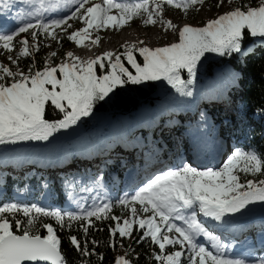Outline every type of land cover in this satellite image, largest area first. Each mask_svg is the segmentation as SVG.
Segmentation results:
<instances>
[{"label": "snow or ice", "instance_id": "obj_1", "mask_svg": "<svg viewBox=\"0 0 264 264\" xmlns=\"http://www.w3.org/2000/svg\"><path fill=\"white\" fill-rule=\"evenodd\" d=\"M77 7L71 15L44 21L40 14L60 3L40 7L33 13L35 23L25 22L11 31L0 30V50L8 53L10 64L0 61V145L18 141H49L56 133L77 125L90 117L96 104L126 84L139 85L147 81H166L182 95L191 96L197 68L207 53L231 56L243 51L246 33L250 37L264 38V0L232 7L203 26L185 23L178 26L164 16V7L175 8L188 14L200 8L205 0H75ZM237 3V0H218L216 7ZM116 10L115 14L113 10ZM142 18L144 26L161 25L165 32L178 33V40L158 47H150L143 40L121 45L120 51L108 50L87 59L67 51L59 63L45 60L42 68L35 61L22 69V58L39 51V35L59 41L57 29L69 41L84 46L85 41L99 44L101 37L92 38L90 30L113 28L120 30L132 20ZM70 20L83 22L84 27L68 32ZM21 33H30L19 39ZM47 46V45H46ZM57 56L51 52L50 57ZM139 57V59H138ZM12 65L16 67L13 68ZM99 69V74H98ZM132 69V70H130ZM134 70V71H133ZM187 72L188 79L182 78ZM46 111L62 114V118H46ZM254 177L249 179L248 177ZM243 177V179H242ZM264 154L235 149L218 168L200 169L190 164L156 174L131 194L118 200L128 214H112L113 203L107 201L80 211H62L36 203H0V264H68L62 251L57 227L41 221V217L55 220L60 230L71 229L79 223L84 239L69 235L70 244L82 257L81 264H90L87 257L98 255L89 249L86 239L90 228L99 220H112L109 225V246L113 249L121 241L136 244L150 240L157 246L154 253L159 264H264V257L248 259L226 254L227 246L212 234L198 219V214L215 221L225 217L243 215L250 206L264 205ZM22 214L23 219L16 218ZM39 224L46 235H41ZM20 229V234L14 231ZM134 232L140 234L134 236ZM212 241L210 250L197 237ZM92 245L99 241L91 240ZM170 246L175 251L169 250ZM132 251L131 244L128 245ZM115 264H133L128 254L115 258Z\"/></svg>", "mask_w": 264, "mask_h": 264}, {"label": "trees", "instance_id": "obj_2", "mask_svg": "<svg viewBox=\"0 0 264 264\" xmlns=\"http://www.w3.org/2000/svg\"><path fill=\"white\" fill-rule=\"evenodd\" d=\"M211 1L212 0H205V2ZM240 2L241 0H237L238 6ZM243 2L256 4L258 3V0H243ZM57 31L60 35V41L62 42L63 46H69L71 42L68 39H65V33H61L59 29H57ZM27 36H30V33H27ZM38 39L41 42H46V40H48V38H46L43 33L39 35ZM41 53L42 52H36L31 57L22 58L19 62V66L26 70L27 67L32 64L33 61H35L36 67L42 68L45 62H43L44 60L42 59ZM208 62L209 64H207L206 70L200 76L197 86H189V89H191L193 94L191 96L185 95L184 98L187 99L199 93L201 96H203V107L206 108L204 109L210 123L214 124L215 122L220 124L222 132H231L233 129L239 127L243 128V134L250 137V147L255 149L258 154H264V38L250 37L246 33V39L244 41L242 53L233 54L231 56H221L218 60ZM186 74V71L182 72L184 79H188ZM214 76L220 79L222 87L227 88L228 104H219L215 106L214 103L216 98H218L217 84H205L208 79ZM157 82L158 81H147L139 85H133L129 83L119 87L114 91L113 94H110L111 96L115 97V100L111 103V106L105 105L104 102L106 99L104 101H100L96 104L93 114H97L105 108H108L110 112L115 113V111L120 110V105L123 106L121 110H125V112L133 109L131 113H126V115H134L135 110H138L142 106L148 107L152 112L161 110L163 106H170L169 108L172 113L167 117L160 118L161 122L167 121L168 124H170L169 126L171 128L168 132H165L162 135H157L156 133L152 132L151 136H149V134L144 132L142 128H139L141 130L140 132L143 133L137 134L135 136L136 142H131L132 145H138L139 143L144 144L145 146H147L148 143H152L157 148L161 149L162 151H166V153L170 155V151H179L178 148L183 145L184 141L182 132L180 130L183 123V118L181 111L175 109L172 107V105L158 104L159 101L150 102L147 99L144 100L151 92H153ZM198 89L200 92H198ZM136 101H138L137 104L130 105ZM141 101H144V103L140 105ZM163 101H165L163 103L171 101L173 102L171 97H167ZM161 105L163 106L161 107ZM172 115L173 118H170ZM118 116L113 119H118ZM53 117L62 118V114L46 111V118ZM84 121L85 124L91 123V120L88 117H85ZM236 133L237 130L233 133L226 134L233 137V135ZM90 134L91 133L88 132L86 135L89 149L94 147L96 144V140L92 139ZM120 138L121 137H116V141L120 140ZM37 142H53V144L50 145V149H48L47 153H58L60 148H63V150L67 152L63 145L64 143H61L59 140L58 133L54 135V138H50L49 141ZM117 147L119 146L112 145V147H110L111 153H115L117 151ZM30 152H32L31 148L25 147L20 156H11L14 161L9 163L6 162V164L0 163V177H4V180L0 182V185L6 189V199H11L13 192L17 188L20 189V187L23 186L32 187L36 192L35 197L32 198L30 196L31 193L25 192V195L23 198L19 199V201H23L24 204H31L36 198H38L39 204L48 203L51 201L44 207L50 209L57 208L62 211H67L63 202V198H65L67 194L71 197H74L76 195L75 191L88 189L91 186L105 189L113 185L118 189L123 177L122 172L125 170L123 165L124 160L122 159H114L112 165L116 169L107 170L106 172H102L100 175L95 173V170L98 168L96 164L90 160L92 155L87 157L86 155H81L74 157L76 160L73 161L71 158L65 160L62 164L59 163L58 165H49L46 160L40 157L39 150H37L34 155H31V157L29 156ZM179 153L180 152H178V154ZM82 158H84L83 160L85 161H82ZM172 158L173 157H171V159ZM8 159L10 160V158H7V160ZM44 167L50 168L51 172L48 173L49 171H46ZM29 170L34 171L36 175L44 172L45 177L47 178H43L42 180L36 178H24V176L36 177V175L31 173ZM117 171L120 176L117 174ZM1 173L7 174L3 175ZM113 178H115V183L113 182ZM248 178L252 179L254 177L249 176ZM255 178L259 179L264 177ZM31 182H33L35 186L31 185ZM118 200L119 198H114L111 200L114 205L112 214L118 216L127 215V209H122L118 204ZM16 218L23 219V216L22 214H18ZM41 221L45 223H51L54 227H57V234L61 238L62 251L66 256L68 264H81L82 257L68 240L69 235H75L78 239L85 238L79 223H74V226L71 229L65 228L60 230L56 225L55 220L50 217H41ZM95 225L96 226L94 228L89 229L88 236L86 237V239L89 241L88 247L90 250L94 247L96 253H102L104 255V259L101 261L98 255H92L87 257V259L89 260L90 264H115V258L120 250V246L119 243L115 249L109 246L110 235L108 230L109 225H114V222L110 219L99 220L95 222ZM37 227L39 228L41 235H46V230L40 227L39 224ZM14 231H16L17 234H20V229L14 228ZM135 233L137 237L140 234L139 232ZM93 239L99 241V244L92 245L91 240ZM122 243L129 251V244L127 242ZM131 246L133 250L129 251V253L132 254V261L135 260V264H159V262L155 261L154 259V253L157 252L158 249L151 243L150 240L140 244H136L134 241Z\"/></svg>", "mask_w": 264, "mask_h": 264}, {"label": "rangeland", "instance_id": "obj_3", "mask_svg": "<svg viewBox=\"0 0 264 264\" xmlns=\"http://www.w3.org/2000/svg\"><path fill=\"white\" fill-rule=\"evenodd\" d=\"M11 1V0H4ZM27 3L29 0H24ZM218 0H212L211 2H205L203 6H196L199 7L200 10L196 11V8L190 9L188 11V14L185 15L183 12H181L178 9L169 7L168 5H165L164 7V16L166 19H171L174 23H176L178 26H182L185 23H191L196 26H203L204 23L208 19L215 18L219 14H223L224 12L230 10L232 7L238 6V3L229 5L228 3L223 4L220 7H216ZM116 10H113V13L115 14ZM63 18V17H62ZM132 22V21H131ZM129 23L124 28L120 30H116L113 28H109L107 30H100L98 33L96 32L94 37L96 35H99L101 37V40L99 41V44L92 43V40H86L84 46H77L74 42L70 41L71 44L67 47H64L62 42L59 40H53L51 38H48L46 42H41L38 39V42L40 44L39 51L33 50V54L36 52H42L41 56L42 59L45 62L46 59H49L52 64L59 63V61L64 58L65 53L67 51H72L75 55L81 56L84 59H87L89 57H95L96 55L101 54L104 51L108 50H114V51H120L121 45L125 43H132V42H138L140 40H143L148 46L150 47H158L163 46L165 44L174 42L178 40V33H172L171 31L165 32L163 29V26L161 25H155V26H144L142 23V18ZM70 24H72V28L68 29V32H72L76 29L84 27L83 22L78 20V25H76V22L70 21ZM63 33V32H61ZM58 36L60 37L58 31ZM27 36V34H21L20 37H18L15 41L16 49L13 52V55L16 54V51L19 49L20 45L18 44L19 39ZM92 37V38H94ZM29 42L32 43L31 36H28ZM65 39H67V36L65 34ZM47 45V46H46ZM51 52H56L57 56L50 57ZM8 53L3 52L0 50V61H2L5 64H10V62L7 60ZM221 56L215 53H207L205 54V57L202 58L200 64L197 68V75L195 82L189 86H197V83L200 79V76L202 73L206 70L207 64H209L208 61H215L218 60ZM13 68H15V65H12ZM183 78V75H182ZM161 84L165 85V89L168 92L167 97H171L173 102H166L162 100V102L159 101L158 104H168L172 105L175 109L182 111L184 113L183 117V123L180 128L181 132L185 133L187 136L189 135V142H193L195 139H198L200 137V134L208 131L206 128L207 126H210L211 128L213 125H209L207 123L208 118L206 115V112L203 110L204 103L203 96H201L199 93L197 95H194L190 98L185 99V95H182L181 93L177 92L175 88H173L171 85L167 84L166 81H160ZM205 84L208 85H215L217 84L218 87V98L220 99V104L225 105V101L227 99V88H224L221 86V81L218 77L214 76L210 79H208ZM198 92L200 90L198 89ZM180 97V99H179ZM156 102V101H155ZM163 105H161L162 107ZM170 107V106H169ZM168 106H163L161 110L152 112L150 109L146 106L140 107L138 110H135L134 115H122L118 117V119H108V117L104 115L96 117L91 116L93 118V124L90 128H93L90 132V136L92 139L96 140V144L94 147H91L89 149L88 142L86 140V135L83 137H79L76 140H73L68 143H64V147L67 150L64 151L63 148L59 149V152L54 153H47L48 149H50V145L53 144V142H37V141H18L14 144H6V145H0V163L6 164L14 161L11 156L18 157L23 152L24 148H31L32 152H30L31 155H34L37 150L40 151V157L47 161L49 165L55 164L58 165L59 163L62 164L65 160L71 159L76 160L77 156H83L86 155H92L90 157V160L96 164L97 167H103V161L107 160V162H110L113 157L117 159H126L127 156H130V160L132 163L137 164V171L141 173H145L147 175L148 172L154 171V169L159 168L161 166L165 165V162L162 160L163 157L161 155L162 150L154 147L155 145L152 143H148L146 147H142L134 145L132 147L131 142H136L135 136L137 134L143 133L140 132L141 130L139 128H142L144 132L149 134L151 136V133L154 132L157 135H162L169 129V125L167 121L162 122V124H158L155 121L157 119L167 117L172 112L170 111V108ZM194 108V109H193ZM205 108V107H204ZM206 109V108H205ZM173 118V115L170 117ZM98 120V123H95V121ZM214 130H216L213 127ZM153 133V134H154ZM100 134V135H99ZM103 134V135H102ZM102 135V136H101ZM154 136V135H153ZM104 137V138H102ZM116 137H121L120 140L116 141ZM222 136L210 135V140L208 141V145L211 149L210 156L208 160L203 162V160H195L192 163V166L205 169L207 167H213L218 168L222 166V163L227 159V157L231 154V152L237 148V145L235 142L228 137L221 138ZM151 139V138H150ZM219 141V145L215 144V142ZM63 143V142H61ZM138 143V142H137ZM131 144V145H130ZM112 145L119 146L117 147V151L115 155H111L110 147ZM229 146V148H227ZM111 156H110V155ZM189 153H186L182 156L184 164H190L186 162V155ZM191 156L193 157V153H191ZM45 157V158H44ZM85 157V158H86ZM105 157V159H103ZM188 157V156H187ZM7 158H10V160ZM107 162H104L105 165H107ZM207 163H210V165H207ZM183 164V165H184ZM191 165V164H190ZM57 168V167H56ZM46 171L51 172L50 168H45ZM35 170V169H32ZM30 171L31 173H34V171ZM137 171L135 174H137ZM58 173V172H57ZM1 174H7V173H1ZM45 176L44 172L39 173V177ZM2 179L4 177H0V182H2ZM148 179V178H147ZM151 179V178H150ZM111 192V190H109ZM126 194H131L126 192ZM88 195V194H83ZM81 196V195H80ZM107 198H110V193L106 194ZM89 199L86 198L85 200L81 201L79 204L75 205L72 203V208L75 211H80L84 208H90L100 202H98V199L88 201ZM101 201V200H100ZM69 205V202L67 203ZM210 218V217H209ZM199 219V218H198ZM212 218H210L211 220ZM224 225L220 227L225 239H224V245L227 246L226 253L228 255H240L239 249H245L247 248L249 241H245L242 243H238L237 237L235 236V233L229 232L227 229H224ZM136 233L134 232V236ZM241 238V236H240ZM197 240L199 242L205 243L207 246V241L205 240L204 236L197 237ZM122 242H127L128 244H133V241L124 240ZM212 244V241H210ZM235 243V244H234ZM231 244V245H230ZM157 247V246H156ZM158 249V248H157ZM212 250L211 248H209ZM169 250L174 251L175 248H172L170 246ZM125 253L128 254V258L132 260V254L129 253V251L126 249V247H120V250L117 254L124 255ZM244 254V252L242 253ZM116 256V257H117ZM135 261V260H134ZM133 261V264L136 262ZM182 264H188V256L185 255L182 257Z\"/></svg>", "mask_w": 264, "mask_h": 264}, {"label": "water", "instance_id": "obj_4", "mask_svg": "<svg viewBox=\"0 0 264 264\" xmlns=\"http://www.w3.org/2000/svg\"><path fill=\"white\" fill-rule=\"evenodd\" d=\"M165 87H166L165 85L161 84V82L158 81L157 84H156L155 89L153 90V92H151L144 100L147 99L150 102H154V101H157V100H162L164 97H166L168 95V92H169V91H167L165 89ZM114 100H115V97L110 95L108 98H106L104 103H105L106 106H111V103ZM137 103H138V101L133 102L130 105H135ZM143 103H144V101H141L140 105L143 104ZM122 107L123 106L120 105V108H119L120 110L115 111V113L110 112L108 110V108H105L101 112H99L97 114H92L91 116H94L97 119L98 116H100L102 114V115L108 117V119H113V118L117 117L119 113H121V114H119V116H120V115H123V114H126V113L129 114L133 110V109L130 110V111L126 110L127 112H125V110H121ZM91 116L88 117L91 120V123L85 124V121H84L85 118H82L81 121L78 122L77 125H74L70 129L62 130L61 132H59L58 135H59L60 141L64 142V143H68V142L76 140L77 138L82 137L84 134H86V132L91 129L90 127L93 124V118ZM95 123H98V120H96ZM28 264H30V262H28Z\"/></svg>", "mask_w": 264, "mask_h": 264}, {"label": "bare ground", "instance_id": "obj_5", "mask_svg": "<svg viewBox=\"0 0 264 264\" xmlns=\"http://www.w3.org/2000/svg\"><path fill=\"white\" fill-rule=\"evenodd\" d=\"M62 13V12H61ZM130 87V86H129ZM167 97V96H166ZM165 98V97H164ZM163 98V99H164ZM162 99V100H163ZM180 99V97H179ZM162 100H157V101H162ZM264 205H256L255 207L253 208H249L247 211H246V215L244 218H242L243 220L246 219V217L250 216L252 218L256 217L259 215V212L260 210L263 208ZM255 227V223H254V219H252L251 221H249L246 225V229L253 232V229Z\"/></svg>", "mask_w": 264, "mask_h": 264}]
</instances>
